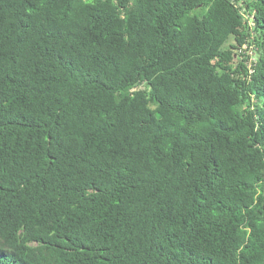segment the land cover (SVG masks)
Masks as SVG:
<instances>
[{
	"label": "trees",
	"instance_id": "obj_1",
	"mask_svg": "<svg viewBox=\"0 0 264 264\" xmlns=\"http://www.w3.org/2000/svg\"><path fill=\"white\" fill-rule=\"evenodd\" d=\"M0 264H264V0H0Z\"/></svg>",
	"mask_w": 264,
	"mask_h": 264
},
{
	"label": "built area",
	"instance_id": "obj_2",
	"mask_svg": "<svg viewBox=\"0 0 264 264\" xmlns=\"http://www.w3.org/2000/svg\"><path fill=\"white\" fill-rule=\"evenodd\" d=\"M241 48H242V49H245L246 46H245V45H242ZM248 54L252 55V54L250 53V51L248 52ZM254 63H255V59H254V57H253V56H250V57L248 58V60L246 61V66H247V68H248L249 73H251V72L253 71L252 66L254 65Z\"/></svg>",
	"mask_w": 264,
	"mask_h": 264
},
{
	"label": "rangeland",
	"instance_id": "obj_3",
	"mask_svg": "<svg viewBox=\"0 0 264 264\" xmlns=\"http://www.w3.org/2000/svg\"><path fill=\"white\" fill-rule=\"evenodd\" d=\"M85 1H87V2H90V1H92V0H85ZM229 42H232V39H230V41Z\"/></svg>",
	"mask_w": 264,
	"mask_h": 264
}]
</instances>
